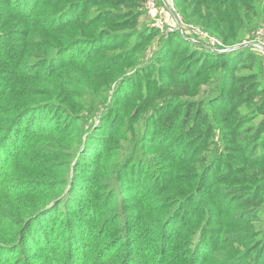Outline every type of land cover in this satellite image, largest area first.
Instances as JSON below:
<instances>
[{"label": "rangeland", "instance_id": "obj_1", "mask_svg": "<svg viewBox=\"0 0 264 264\" xmlns=\"http://www.w3.org/2000/svg\"><path fill=\"white\" fill-rule=\"evenodd\" d=\"M83 1L0 0V161L10 163L1 175L0 231H15L14 221L4 226L10 208L15 220L41 209L25 221L33 219L35 232L41 219L55 220L43 229L48 243L18 240L14 257L264 264V133L256 140L264 116L255 109L262 97L248 101L258 85L264 94V54L249 47L253 59L243 63L233 55L240 48L216 52L170 31L166 12L144 6L134 25L111 24L106 16L125 6ZM174 2L187 35L204 43L216 37L222 49L264 39V0ZM220 10L230 18L221 22ZM92 30L110 39L83 44ZM240 76L254 82L245 87ZM39 102L31 116L45 130L27 131L26 117L20 131L8 129L12 108ZM193 105L214 128L198 146L200 135L189 137L192 123L182 122ZM231 123L240 126L238 143L225 138Z\"/></svg>", "mask_w": 264, "mask_h": 264}, {"label": "trees", "instance_id": "obj_2", "mask_svg": "<svg viewBox=\"0 0 264 264\" xmlns=\"http://www.w3.org/2000/svg\"><path fill=\"white\" fill-rule=\"evenodd\" d=\"M85 1V0H84ZM84 1H83V5H84ZM95 1H99V3L95 4V5H103L104 7H114V8H120L121 6H125V10H121L119 12H115L113 14H110V16H106L107 20L111 21V24L113 23H117L119 22L120 25H134L135 22L137 20V18H139L142 14H143V9L144 6H146V0H95ZM211 5L209 6V9H211L210 11L212 13H214V11L217 8ZM88 10H84L83 13H86ZM222 12L223 10L219 11V16H220V21L223 22L225 19H229L230 18V13L227 15V17H223L222 16ZM115 18H118L117 20ZM84 21V20H83ZM54 28V27H53ZM99 30H92V32L89 34L91 36L89 37H83V44L89 46L92 42L94 41H105L107 39H110V37L106 34L105 30H101L100 32H98ZM144 34H142V39H145L143 36ZM146 38H149V36H146ZM119 43L116 44H108V46L111 47H119L118 45ZM214 55H216V53H214ZM233 55L237 58H241L243 60V63L245 62H251L253 59V54L252 52L249 50V48H240L239 50H237L235 53H233ZM121 57V55L119 56ZM218 58H216L218 63H226V65H228V60H230L227 56V54H219V56H217ZM122 58H120L121 60ZM220 59H224V60H220ZM85 62V60L83 59V63ZM88 63V62H87ZM118 62H113L112 66L115 65ZM252 77H245V76H240L239 80L237 83H242L245 87L246 85L249 86V84L252 81ZM254 82V81H252ZM257 90H253L255 91L254 95L250 98V100L248 101H254L255 99H257V97L261 96V100H257V103L255 105V109H257V115H263L264 116V94L262 90L258 85V87L256 88ZM252 91V92H253ZM252 92H247V95L251 94ZM42 103H34V104H29V105H21L19 104L15 109L12 108V110H10L11 112V125L10 127H8V129H10V131L12 132L13 129L15 130V132L20 131V127L21 125H25V128H27V131H33L34 129H39V130H45L46 127H48L49 125L44 124V122L39 119L37 117V114H32V112L34 110H37V112L40 110V107ZM196 109V110H195ZM193 110H195V112L193 113ZM234 110L231 112L233 113ZM31 116V118L29 119V117ZM26 117V123L21 122L18 123L19 121H24V118ZM28 117V118H27ZM182 122L183 125L186 126L189 123H192L190 127L187 126V129L185 130V132L189 135V137L194 136L196 134L200 135L198 137L199 140L201 141L200 144H197L195 146L198 145H203L205 142V139L207 136H211L214 133V128H212L211 124H209V122H207V116L204 112H202L201 107H197L195 105L190 106V110L188 112H186L183 116H182ZM233 126V128H232ZM259 136L256 138V140L261 139V135L262 133H264V121L262 122V124L259 125ZM240 128V126H237V123H231L227 125V128H224L225 131H227V135L225 136L226 140L228 141V143H238L239 140L236 136V132L238 131V129ZM2 137H0V142L2 141L1 139ZM2 145V143L0 144ZM243 151V150H241ZM10 154H8L5 157H9ZM9 161L8 158L5 159L4 161H0V182L2 180L1 175L4 174L5 170L8 166H9ZM3 171V172H1ZM172 173V172H171ZM18 177V176H17ZM13 178V176H11V179ZM18 181L19 180H15ZM7 183H11V182H7ZM13 183V182H12ZM1 184V183H0ZM11 187V184L9 186V189ZM12 189H14V186H12ZM15 191H17V188L15 187ZM6 192H4L5 194ZM10 193V192H7ZM1 192H0V199L1 198ZM45 206H43L42 208H44ZM6 211V207L4 208ZM41 209L39 208H35V210H33L32 212L30 211L28 214H23V216L19 219V220H15V218H13V214H17L19 215V212H15V210L13 208H10L9 211H6L4 213L5 215V221H4V226L7 227V229H9L11 227V223L13 222L14 227H16L13 231L11 232V234L8 233H3L0 231V264H26L24 261L21 260V258H19V256H17L16 258L14 257L15 252H19V249L16 245V242L19 240V243L21 242L23 245V247H26L24 245H28L27 243H37V241H45L47 242V238L48 236L44 239V228L47 229L46 233L48 231H52L54 228L52 227V223H55L54 220V216L52 217V221H48L45 222V218L41 219V226L42 229L40 227V231L39 232H35L33 231V226H32V221L29 225L24 226L25 225V221L33 218L36 216V213L39 212ZM53 209L50 212V215L53 213ZM252 211V210H251ZM41 213V212H40ZM38 213V214H40ZM37 214V215H38ZM53 215V214H52ZM24 219V221H23ZM2 222V221H1ZM34 223V222H33ZM44 224V225H43ZM52 229V230H51ZM10 231V230H9ZM157 246L154 245L152 246L151 249H156ZM154 256V251H151L150 254H148V260H151V257ZM19 258V259H17ZM194 259L192 257H190V262L189 264H194ZM119 264V263H118ZM121 264V263H120ZM123 264V263H122ZM150 264V263H149ZM152 264H157V263H153ZM219 264V263H216Z\"/></svg>", "mask_w": 264, "mask_h": 264}, {"label": "built area", "instance_id": "obj_3", "mask_svg": "<svg viewBox=\"0 0 264 264\" xmlns=\"http://www.w3.org/2000/svg\"><path fill=\"white\" fill-rule=\"evenodd\" d=\"M146 8L151 14H155V12L157 11H162L170 14L173 18V22L170 26V31H177L185 39H188L196 45L204 46L208 49L210 48L212 50H215L216 52L232 50L231 47L222 49L217 47V43H219V41L216 37L208 36V41L204 43L197 36H188L184 27L183 18L176 7L174 0H146ZM193 31L200 32V30L195 27H193ZM244 45L247 46V48L251 47L264 54V39L253 38L247 41Z\"/></svg>", "mask_w": 264, "mask_h": 264}, {"label": "water", "instance_id": "obj_4", "mask_svg": "<svg viewBox=\"0 0 264 264\" xmlns=\"http://www.w3.org/2000/svg\"><path fill=\"white\" fill-rule=\"evenodd\" d=\"M244 48V47H247V46H245L244 44H240V45H238V47H235V48H231L232 50H234V49H238V48Z\"/></svg>", "mask_w": 264, "mask_h": 264}]
</instances>
